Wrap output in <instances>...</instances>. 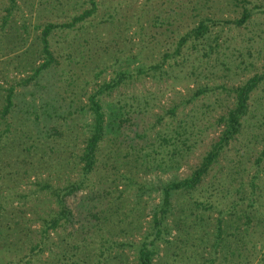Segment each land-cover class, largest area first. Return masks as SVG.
<instances>
[{
	"label": "rangeland",
	"instance_id": "1",
	"mask_svg": "<svg viewBox=\"0 0 264 264\" xmlns=\"http://www.w3.org/2000/svg\"><path fill=\"white\" fill-rule=\"evenodd\" d=\"M16 1L18 8L4 24L8 1L0 0V111L8 90L14 88V108L8 120L10 133L4 134L6 125L0 124V200L6 201L8 220L14 212L13 218L23 223L22 229L26 228V231L18 232L8 241L11 250L0 251V264L10 260L18 262L22 256L20 252L26 248L25 234L39 230L40 219L56 209L48 195L38 193L40 185L47 183L63 187L75 180L71 166H58L56 156H51L46 149L50 147L47 136L59 131L72 145H75V137H79L76 144L81 145L82 137L90 135L92 117L88 111L79 110L73 116L68 113L86 105L94 76L103 72L97 80L101 84L110 82L117 73L133 74L159 65L156 71L128 80L102 101L107 123L114 121L120 106H127L126 110H130L131 115L120 133V142L125 146L140 144L147 147L152 143L157 148L160 137L170 138L182 133L180 139L172 142L181 152L175 158L178 167L154 166L150 173L137 176L139 183L147 187L141 195V207L145 213L142 225L146 232L150 214L163 197V188L189 177L217 140L221 127L216 120L233 107L231 89L264 71V12L256 13L241 28L232 25L211 27L205 39L188 42L180 54L175 55L179 40L200 20L206 17L215 20L239 18L242 1L97 0L95 17L86 22L82 30L57 31L50 38L51 49L61 66L52 67L36 82L22 86L20 83L32 75V68L42 62L38 41L41 27L47 23L69 22L89 8V0ZM246 1L248 3L243 6L247 9H264V0ZM79 52L83 54L82 61L77 58ZM205 52H210V57H204ZM71 53L74 62L70 64L66 57ZM165 55L169 56L166 62ZM118 125L116 122L114 128ZM180 140H186L189 149L184 148ZM263 145L264 82L250 96L241 134L230 143L219 163L212 167L202 189H199L200 193H196L198 198L208 197L209 184H228L229 175L244 180L247 183L245 192H248L252 174L259 168L264 169L263 162L259 166L254 164ZM30 147L36 148L31 153L35 160L33 171L24 175L18 167V155ZM167 149L172 151L173 145ZM164 156L167 158L166 153ZM17 171L21 175L18 183L10 178L2 181L1 177ZM256 184L257 207L252 211L255 218L248 229L247 240L248 243L254 238L253 243L259 246V250L254 251V245L247 244L254 252L250 253L253 264L264 260V173ZM34 193L38 195L32 196ZM86 193H79L71 202L73 209ZM25 194H31V197L23 207L25 201L19 200L18 196ZM176 199L173 197L172 202ZM215 204L219 209L206 212V223L199 228L200 239L204 240V234L209 233L206 245L214 243L218 210L226 211L230 200L219 197ZM224 219L232 220L227 214ZM244 230L242 226V235ZM177 238L173 231L170 241L175 242ZM180 239L183 242L184 238ZM182 249L187 250V247ZM170 250L169 258L173 259V246H169ZM209 250H199L200 260L209 259ZM188 256L190 258L191 253L183 255V262L178 263L187 264ZM46 258L44 256L43 260ZM128 258L135 264L132 253H128ZM158 258L157 263L162 256Z\"/></svg>",
	"mask_w": 264,
	"mask_h": 264
},
{
	"label": "trees",
	"instance_id": "2",
	"mask_svg": "<svg viewBox=\"0 0 264 264\" xmlns=\"http://www.w3.org/2000/svg\"><path fill=\"white\" fill-rule=\"evenodd\" d=\"M7 1V16L4 24L18 8L16 0ZM241 1L243 8L239 18L225 20L203 18L179 40L175 55H179L188 42H199L205 39L211 27L232 25L241 28L256 13L264 12V9L259 7L247 9L243 5L248 2ZM88 4V9L69 22L47 23L41 27L38 41L41 46L42 62L39 65L32 63L35 65L31 70L32 75L20 85H30L52 67L61 66V62H58V57L51 49L50 38L57 31L82 30L83 25L93 19L98 11L97 0H89ZM11 51L14 53L15 49ZM79 54L77 58L82 61L83 54L82 52ZM72 55L71 53L66 57L70 64L74 62ZM203 56L210 57V52H205ZM168 58L169 56L165 55L163 59L166 62ZM78 63L80 62L76 64ZM159 68L160 66L157 65L133 74L117 73L110 82L101 84L97 80L103 72L100 71L94 76L93 81H95L91 83L93 88L87 94L86 105L81 109L75 108L73 113H68V116H73L79 110L88 111L92 117L90 135L82 137L81 145L76 144L79 137H75V145H72L67 139L65 140V134L59 131H53L47 136L50 147L46 149L51 156H56L58 160L55 161H59L58 166H71L70 170L74 173L75 180L69 181L63 187H54L47 183L39 184L38 193L48 195L54 201L56 209L49 212L46 218L40 219L39 230H30L25 234L26 248L21 249L22 252L19 251L22 256L18 262L10 260L5 264H132L128 253L134 255L135 264L182 263L183 255L186 256L188 253H191V256L186 258L187 264L191 262L192 264H253L250 253L254 252L250 251L251 247L249 249L247 244L250 246L253 244L254 251H258L259 246L253 243L254 238H250L251 242L247 243L248 229L255 218L252 211L257 207L256 181L262 177L264 169L259 168L252 174L248 192H245L247 183L244 180L229 175L228 184L225 186L223 183L209 184L207 191L210 193L207 198L200 199L196 193H200L199 189H202L203 181L212 167L219 163L230 143L241 134L243 120L248 114L250 96L264 82V71L260 75L253 76L243 85L231 89L234 96L233 107L216 120L221 127L217 140L210 146L198 168L189 177L174 181L163 188L161 202L150 214L149 229L144 232L142 222L145 213L144 208L141 207L143 203L141 195L147 187L139 183L137 176L150 173L154 166L178 167L179 163L175 161V158L181 152L172 142L180 139L182 133H177L170 138L160 137V145L157 148L152 143L147 147L140 144L125 146L123 142H120V133L131 115L130 110H126L127 106H120L119 112L114 113V121L107 123L102 101L128 80L147 75L149 71H156ZM199 94L201 95L202 92ZM13 108L14 88H10L0 111V124L6 125L4 134L10 133L8 120L13 113ZM170 113L173 114L174 111ZM60 118L66 120L63 117ZM116 122L119 125L115 129ZM180 142L184 148L189 149L186 140H180ZM170 145H173L172 151L167 149ZM8 148L11 149L9 146ZM35 149L34 147L23 149L18 155L20 161L18 167L22 169L24 175H29V171H33L35 160L32 159L31 153ZM262 162L264 163V145L254 164L259 166ZM236 173L238 174L237 171ZM7 178L14 179L15 183H18L21 175L17 171V173L1 177L2 181ZM79 193H86V196L73 209L70 204L76 200ZM34 195L38 194L34 193L32 196ZM30 197L31 194L18 196L19 200L25 201L23 207L26 206ZM173 197H177L175 204L172 202ZM219 197L230 200V205L226 211L218 210L219 218L214 243L206 245L205 241L209 233L204 234V240L200 239L199 228L206 223L204 217L206 212L219 209L215 204ZM16 210L24 211L18 208ZM7 213L9 214L6 201L0 200V251L2 252L11 250V247L7 246L10 245L8 242L10 239L18 232L26 231V228L22 229L23 223L13 218L14 212L10 214V220L7 218ZM226 214L232 220H225ZM242 226L245 227L243 235L241 234ZM173 231L175 236H178L175 242L169 239ZM180 238H184L183 242ZM234 241L236 244L233 243ZM169 246H173V259L169 258L171 252V250L168 251ZM184 247H187V250L182 249L183 252L181 248ZM200 249L203 251L210 249L209 259L200 260ZM44 256L47 258L43 260ZM161 256V261L157 263L158 257ZM263 262L264 260L258 261L257 264Z\"/></svg>",
	"mask_w": 264,
	"mask_h": 264
}]
</instances>
